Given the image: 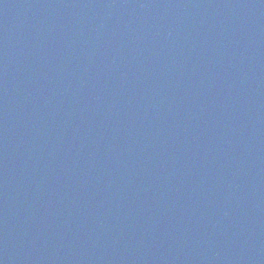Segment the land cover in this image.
Wrapping results in <instances>:
<instances>
[{"label": "water", "instance_id": "95a60500", "mask_svg": "<svg viewBox=\"0 0 264 264\" xmlns=\"http://www.w3.org/2000/svg\"><path fill=\"white\" fill-rule=\"evenodd\" d=\"M0 264H264V0H0Z\"/></svg>", "mask_w": 264, "mask_h": 264}]
</instances>
